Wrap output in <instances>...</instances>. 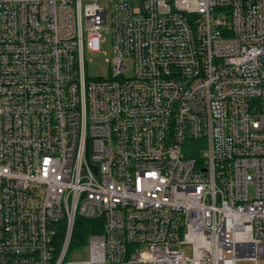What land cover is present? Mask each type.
<instances>
[{
	"label": "built area",
	"instance_id": "built-area-1",
	"mask_svg": "<svg viewBox=\"0 0 264 264\" xmlns=\"http://www.w3.org/2000/svg\"><path fill=\"white\" fill-rule=\"evenodd\" d=\"M0 264H264V0H0Z\"/></svg>",
	"mask_w": 264,
	"mask_h": 264
},
{
	"label": "rangeland",
	"instance_id": "rangeland-1",
	"mask_svg": "<svg viewBox=\"0 0 264 264\" xmlns=\"http://www.w3.org/2000/svg\"><path fill=\"white\" fill-rule=\"evenodd\" d=\"M97 46L96 54H86V75L89 78H107L108 76V61L112 57V51L109 41ZM127 73V72H126ZM89 257L88 247L84 246L80 249L71 248L67 257L69 262H84Z\"/></svg>",
	"mask_w": 264,
	"mask_h": 264
},
{
	"label": "trees",
	"instance_id": "trees-1",
	"mask_svg": "<svg viewBox=\"0 0 264 264\" xmlns=\"http://www.w3.org/2000/svg\"><path fill=\"white\" fill-rule=\"evenodd\" d=\"M101 220L77 218L71 248L84 246L88 237L101 233Z\"/></svg>",
	"mask_w": 264,
	"mask_h": 264
}]
</instances>
